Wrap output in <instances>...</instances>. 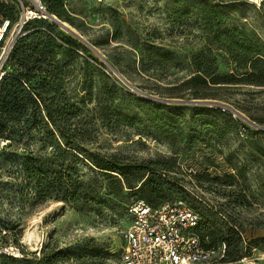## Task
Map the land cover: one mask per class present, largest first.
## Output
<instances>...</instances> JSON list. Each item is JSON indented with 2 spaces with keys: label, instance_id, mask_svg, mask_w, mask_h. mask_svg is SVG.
<instances>
[{
  "label": "rangeland",
  "instance_id": "1",
  "mask_svg": "<svg viewBox=\"0 0 264 264\" xmlns=\"http://www.w3.org/2000/svg\"><path fill=\"white\" fill-rule=\"evenodd\" d=\"M18 1L19 12L17 8L14 10L19 13L20 22L23 16L36 10L39 0ZM177 1L69 0L68 7L78 14L65 23L88 42L70 34L87 49L76 46L79 55L75 60L61 57L53 68L35 77L33 83L41 87L44 79L59 70L56 79L51 78L53 88L45 96L46 103L57 120L56 125L66 131L76 130L84 147L129 160L174 158L176 164L170 175L181 179L187 204L201 211L217 212L224 222L237 226L241 232L238 259L227 258L219 264H243L240 257L244 255L260 259L264 264V133H257L264 132L260 128L264 127V86L225 87L217 90L214 98L204 100L186 95L184 100L208 102L191 105L218 107L222 112L227 108L225 111L238 121V129L224 138L214 133L213 125L202 127L198 123L195 128L203 131V137L189 149H182L155 133L146 121L129 127L118 117V113L138 112L129 104L125 93L144 95L129 86L117 72L131 85L155 97H160L165 87L192 74L195 56L203 51L212 49L211 56L215 57L218 70L230 72L227 55L209 44L211 34L199 14L192 11L191 15L183 16L177 12ZM211 1L223 4L229 23L254 31L264 41V0ZM0 3L10 7L12 0H0ZM17 23L7 29L2 40L0 74L9 72V68L3 69L1 57L15 38ZM132 43L141 45V50L135 49ZM151 46L169 51L173 57L167 66H151L149 72H143L142 64L150 65L146 53ZM110 79L119 91L115 112L102 92V85H110ZM88 86L92 87V97L87 95ZM198 112L201 114L189 117L192 123L219 122L220 129L226 130L213 111H193ZM29 125L21 122L12 126L8 139L0 140V241L3 238L10 241L0 253L21 259L22 253L13 244L17 240L27 256L39 257L43 245L100 256L93 261L88 257L81 260L72 257L60 264H122L123 234L131 222L127 199L118 201L100 196L106 204L97 205L92 211H82L55 196L38 199L24 172V158L31 151L47 157L54 154V149L46 138L45 122H36L28 129ZM80 168L87 180H101L89 166ZM195 172H206L219 180L199 181L193 176Z\"/></svg>",
  "mask_w": 264,
  "mask_h": 264
},
{
  "label": "trees",
  "instance_id": "2",
  "mask_svg": "<svg viewBox=\"0 0 264 264\" xmlns=\"http://www.w3.org/2000/svg\"><path fill=\"white\" fill-rule=\"evenodd\" d=\"M68 2L69 0H42L46 16L31 17L25 21L4 62L3 69L9 68V72H4L0 80V140L8 139L10 128L21 122L27 125L31 123L28 129L35 126L36 122H45L46 138L54 149V154L45 157L31 151L23 162L27 179L40 200L55 196L82 211H92L97 205L106 204L100 196L118 201L127 199L128 208L140 199L152 206L178 198L184 200L187 195L185 186L179 181L181 179L170 175L174 172L176 164L174 158L129 160L117 155H107L84 147L76 130L66 131L56 125L57 120L46 103L45 96L50 95L53 88L51 78L55 77L59 70L44 79L41 87L33 81L45 69L53 68L61 57L68 61L75 60L79 55L76 46L87 49L77 40L79 38L75 34L62 28L59 23H69L72 16L78 14L68 7ZM176 4L177 12H181L183 16L191 15L192 11L199 14L205 29L211 34L209 44L227 55L230 72L221 73L218 70L215 57L211 56L212 49L203 51L195 56V70L192 74L173 86L165 87V91L158 98L184 100L188 95L190 98L204 100L214 98L217 90L225 87L264 86V41L257 33L229 23L223 4L217 5L211 0H179ZM19 5L18 0H12L10 7L0 3V26L8 20V29L19 21V13L14 10L17 8L19 12ZM3 39L0 41V47ZM132 46L141 50V45L137 43H132ZM146 54L150 65L145 67L142 64L143 72H149L151 66H167L173 57V53L154 46H151ZM109 81L110 85H102V92L110 102V109L115 112L119 91L112 80ZM92 94V87L88 86L87 95L92 97ZM125 98L138 112L134 115L118 113L120 122L134 127L146 121L151 130L172 144H179L182 149L194 147L203 137V131H197L195 128L198 123L202 127L213 125L214 133L220 138L238 129V121L232 114L222 112L218 107L167 103L133 92L125 93ZM194 110L213 111L226 130L220 129L219 122L202 120L192 123L189 117L201 114H194ZM81 165L89 166L101 180H87ZM193 176L199 181L219 180L218 177L211 178L206 172H195ZM192 208L201 215L196 233L204 245L221 249L225 244L222 261L227 258L238 259L242 243L238 227L224 222L217 212L201 211L195 206ZM9 244V240L1 239L0 250ZM13 244L22 253L21 259L1 252L0 264H10L4 259L20 264H60L72 257L78 260L88 257L92 261L100 258L96 254L68 252L50 248L49 245H43L39 257L27 256L17 240L13 241ZM244 257L247 256L240 257V262Z\"/></svg>",
  "mask_w": 264,
  "mask_h": 264
},
{
  "label": "built area",
  "instance_id": "3",
  "mask_svg": "<svg viewBox=\"0 0 264 264\" xmlns=\"http://www.w3.org/2000/svg\"><path fill=\"white\" fill-rule=\"evenodd\" d=\"M30 13V16H25L26 20L45 16L42 1H37L36 10ZM24 23L16 24L15 38L1 57L3 65ZM3 24L5 28L0 41L7 32L9 21L5 20ZM3 75L1 72L0 80ZM129 214L131 222L123 234L121 246L122 264H219L225 255V244L221 249L204 245L196 233L201 215L182 199L156 206L140 199L130 206ZM241 262L263 264L260 259L249 257L242 258Z\"/></svg>",
  "mask_w": 264,
  "mask_h": 264
},
{
  "label": "water",
  "instance_id": "4",
  "mask_svg": "<svg viewBox=\"0 0 264 264\" xmlns=\"http://www.w3.org/2000/svg\"><path fill=\"white\" fill-rule=\"evenodd\" d=\"M54 19H56V17H53ZM26 20V17L23 16L21 18V22L24 23ZM61 27L66 29L67 31H71L73 34H75L80 40H82L84 43L88 44V42L83 38L81 37L80 35H78L76 32H74L72 29H70L66 23L64 22H59ZM118 75H120V77H122V79L129 85L131 86L132 88L138 90L139 92H141L144 97H147V98H152V99H156V100H160V101H163V102H167V103H182V104H189V103H196V102H199V103H208L207 101H197V100H182V99H166V98H158V97H155V96H152V95H149V94H146L145 92H143L142 90L138 89L137 87L131 85L119 72H117ZM234 111V110H232ZM235 114L239 115L240 117H242L244 120L248 121V122H251L248 118L244 117L241 113L237 112V111H234ZM253 123V122H251ZM254 124V123H253ZM260 127V126H259ZM264 130V127H260Z\"/></svg>",
  "mask_w": 264,
  "mask_h": 264
},
{
  "label": "bare ground",
  "instance_id": "5",
  "mask_svg": "<svg viewBox=\"0 0 264 264\" xmlns=\"http://www.w3.org/2000/svg\"><path fill=\"white\" fill-rule=\"evenodd\" d=\"M31 14H32V13L27 14V15L30 16ZM4 28H5V26H4V24H2L1 27H0V35L2 34Z\"/></svg>",
  "mask_w": 264,
  "mask_h": 264
}]
</instances>
